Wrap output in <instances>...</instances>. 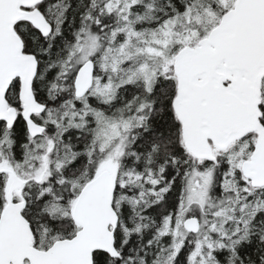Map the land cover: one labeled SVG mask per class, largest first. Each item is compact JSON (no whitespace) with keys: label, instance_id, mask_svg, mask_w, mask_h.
Here are the masks:
<instances>
[{"label":"snow or ice","instance_id":"6c2138e0","mask_svg":"<svg viewBox=\"0 0 264 264\" xmlns=\"http://www.w3.org/2000/svg\"><path fill=\"white\" fill-rule=\"evenodd\" d=\"M0 264H264V0H0Z\"/></svg>","mask_w":264,"mask_h":264}]
</instances>
